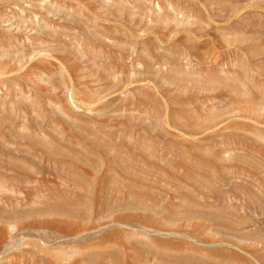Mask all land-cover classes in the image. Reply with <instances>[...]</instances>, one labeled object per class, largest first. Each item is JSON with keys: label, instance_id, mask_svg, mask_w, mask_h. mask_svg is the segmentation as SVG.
Wrapping results in <instances>:
<instances>
[{"label": "rangeland", "instance_id": "obj_1", "mask_svg": "<svg viewBox=\"0 0 264 264\" xmlns=\"http://www.w3.org/2000/svg\"><path fill=\"white\" fill-rule=\"evenodd\" d=\"M0 264H264V0H0Z\"/></svg>", "mask_w": 264, "mask_h": 264}, {"label": "bare ground", "instance_id": "obj_2", "mask_svg": "<svg viewBox=\"0 0 264 264\" xmlns=\"http://www.w3.org/2000/svg\"><path fill=\"white\" fill-rule=\"evenodd\" d=\"M255 260V259H254ZM256 261V260H255Z\"/></svg>", "mask_w": 264, "mask_h": 264}]
</instances>
